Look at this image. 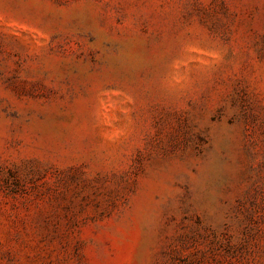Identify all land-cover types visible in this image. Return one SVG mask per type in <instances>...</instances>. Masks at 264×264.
I'll use <instances>...</instances> for the list:
<instances>
[{
    "label": "rangeland",
    "instance_id": "obj_1",
    "mask_svg": "<svg viewBox=\"0 0 264 264\" xmlns=\"http://www.w3.org/2000/svg\"><path fill=\"white\" fill-rule=\"evenodd\" d=\"M0 264H264V0H0Z\"/></svg>",
    "mask_w": 264,
    "mask_h": 264
}]
</instances>
